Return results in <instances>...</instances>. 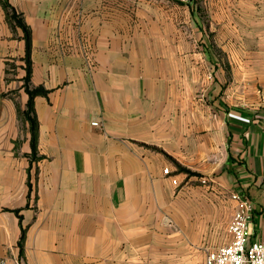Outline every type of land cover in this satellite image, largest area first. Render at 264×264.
Wrapping results in <instances>:
<instances>
[{
	"label": "crops",
	"instance_id": "0c3cea01",
	"mask_svg": "<svg viewBox=\"0 0 264 264\" xmlns=\"http://www.w3.org/2000/svg\"><path fill=\"white\" fill-rule=\"evenodd\" d=\"M200 2L0 0V264H201L234 192L260 236L264 0Z\"/></svg>",
	"mask_w": 264,
	"mask_h": 264
},
{
	"label": "built area",
	"instance_id": "2783aa9c",
	"mask_svg": "<svg viewBox=\"0 0 264 264\" xmlns=\"http://www.w3.org/2000/svg\"><path fill=\"white\" fill-rule=\"evenodd\" d=\"M92 125L98 126V123L94 122ZM163 173L169 175L167 169ZM173 183L176 184V181L173 180ZM230 199L234 203L227 225L231 240L228 244L209 251L201 264H264V221L260 236L251 239L252 203L240 192L231 193Z\"/></svg>",
	"mask_w": 264,
	"mask_h": 264
},
{
	"label": "trees",
	"instance_id": "16d2710c",
	"mask_svg": "<svg viewBox=\"0 0 264 264\" xmlns=\"http://www.w3.org/2000/svg\"><path fill=\"white\" fill-rule=\"evenodd\" d=\"M10 17L12 18V19H14L15 20V23L17 24V25H19L20 27H22V29H23V32H24V38H25V41H26V49L28 50V47H29V42H28V32H27V30L25 29V27L22 25V23H21V21H20V19H18L17 18V16L15 15V12L14 11H12V13L10 14ZM26 91H27V93L29 94V96H30V99H29V101H28V108L31 106V96L34 94L32 91H29L27 88H26ZM37 92H39V91H37ZM36 92V93H37Z\"/></svg>",
	"mask_w": 264,
	"mask_h": 264
},
{
	"label": "rangeland",
	"instance_id": "374dc122",
	"mask_svg": "<svg viewBox=\"0 0 264 264\" xmlns=\"http://www.w3.org/2000/svg\"><path fill=\"white\" fill-rule=\"evenodd\" d=\"M194 3L197 4V7L199 8V14H201V16L203 17L204 20L208 19V16L206 18V13H205V10H202V3L200 2V0H193Z\"/></svg>",
	"mask_w": 264,
	"mask_h": 264
}]
</instances>
